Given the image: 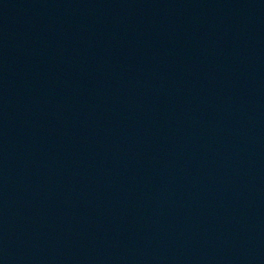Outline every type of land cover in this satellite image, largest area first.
<instances>
[{
    "label": "water",
    "instance_id": "water-1",
    "mask_svg": "<svg viewBox=\"0 0 264 264\" xmlns=\"http://www.w3.org/2000/svg\"><path fill=\"white\" fill-rule=\"evenodd\" d=\"M0 264H264V0H0Z\"/></svg>",
    "mask_w": 264,
    "mask_h": 264
}]
</instances>
